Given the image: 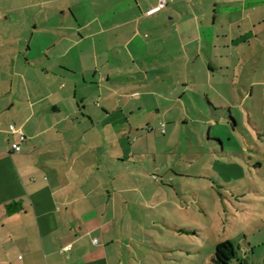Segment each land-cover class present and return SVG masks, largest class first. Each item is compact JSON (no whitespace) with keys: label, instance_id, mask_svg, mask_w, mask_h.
Wrapping results in <instances>:
<instances>
[{"label":"crops","instance_id":"obj_1","mask_svg":"<svg viewBox=\"0 0 264 264\" xmlns=\"http://www.w3.org/2000/svg\"><path fill=\"white\" fill-rule=\"evenodd\" d=\"M158 1L0 0V264H148L133 230L169 137L264 92V0Z\"/></svg>","mask_w":264,"mask_h":264},{"label":"rangeland","instance_id":"obj_2","mask_svg":"<svg viewBox=\"0 0 264 264\" xmlns=\"http://www.w3.org/2000/svg\"><path fill=\"white\" fill-rule=\"evenodd\" d=\"M247 96L245 102L230 96L220 101L217 122L195 116L199 122L181 124V133L169 137V161L158 158V166H152L153 187L140 192L148 200H140L139 228L133 231L144 244L132 250L141 262L146 257L148 264H216L212 257L217 245L230 240L239 257L231 264H242L246 239L255 243L264 238L262 87Z\"/></svg>","mask_w":264,"mask_h":264},{"label":"trees","instance_id":"obj_3","mask_svg":"<svg viewBox=\"0 0 264 264\" xmlns=\"http://www.w3.org/2000/svg\"><path fill=\"white\" fill-rule=\"evenodd\" d=\"M231 119L233 120V118ZM237 256L238 252L235 245L227 240L217 245L212 261L216 264H230Z\"/></svg>","mask_w":264,"mask_h":264},{"label":"built area","instance_id":"obj_4","mask_svg":"<svg viewBox=\"0 0 264 264\" xmlns=\"http://www.w3.org/2000/svg\"><path fill=\"white\" fill-rule=\"evenodd\" d=\"M168 3H169V0H159L156 5L148 8L145 11V14L148 16L154 15V14L162 11L164 8H166L168 6ZM163 126H164V123H163ZM163 131H165V130L163 129ZM20 137H21V140L25 139V136L21 131H20ZM12 147H13V150L16 152H19L21 150V146L18 142L13 143ZM94 241L98 242V239L96 238Z\"/></svg>","mask_w":264,"mask_h":264}]
</instances>
